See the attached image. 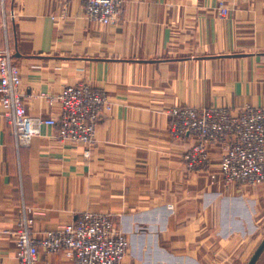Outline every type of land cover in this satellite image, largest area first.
<instances>
[{"label": "crops", "instance_id": "obj_1", "mask_svg": "<svg viewBox=\"0 0 264 264\" xmlns=\"http://www.w3.org/2000/svg\"><path fill=\"white\" fill-rule=\"evenodd\" d=\"M12 6L4 27L0 4V51H15L27 114L58 119L53 98L79 82L110 104L87 157L45 124L19 147L0 103V264H18L20 204L38 237L86 210L110 213L130 241L124 264H247L264 239V184L226 183L219 145L189 171L193 142L171 136L169 111L264 107V0H124L113 25L89 22L83 0ZM40 264L71 261L41 252Z\"/></svg>", "mask_w": 264, "mask_h": 264}, {"label": "built area", "instance_id": "obj_2", "mask_svg": "<svg viewBox=\"0 0 264 264\" xmlns=\"http://www.w3.org/2000/svg\"><path fill=\"white\" fill-rule=\"evenodd\" d=\"M14 0H0L2 25L15 20ZM86 19L103 25L116 24L123 13L124 0H83ZM221 17L229 15L224 3L218 6ZM22 92V76L15 51H0V103L16 144L28 146L42 125L58 128V138L82 143L89 157L96 142L102 112L110 104L106 90L87 82L67 84L53 101L59 103L56 118L27 114ZM52 101V102H53ZM170 134L175 139L190 137L193 144L184 156L189 171L208 168L210 148L222 147L220 172L226 183L249 186L264 184V107L247 105L238 110L222 106H174L169 111ZM25 204L16 208V258L18 264H40L41 252H63L71 264H124L130 251L126 233L105 211L86 210L71 222L38 237L31 226Z\"/></svg>", "mask_w": 264, "mask_h": 264}, {"label": "water", "instance_id": "obj_3", "mask_svg": "<svg viewBox=\"0 0 264 264\" xmlns=\"http://www.w3.org/2000/svg\"><path fill=\"white\" fill-rule=\"evenodd\" d=\"M263 251H264V239L260 243L259 247L256 249V251L254 252V254L252 255V257L250 258L247 264H256Z\"/></svg>", "mask_w": 264, "mask_h": 264}]
</instances>
